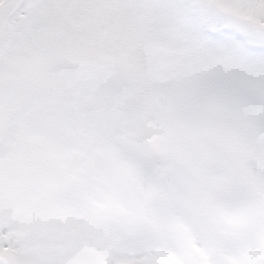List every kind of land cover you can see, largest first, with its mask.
Here are the masks:
<instances>
[{"label": "snow or ice", "instance_id": "6c2138e0", "mask_svg": "<svg viewBox=\"0 0 264 264\" xmlns=\"http://www.w3.org/2000/svg\"><path fill=\"white\" fill-rule=\"evenodd\" d=\"M0 264H264V0H0Z\"/></svg>", "mask_w": 264, "mask_h": 264}]
</instances>
